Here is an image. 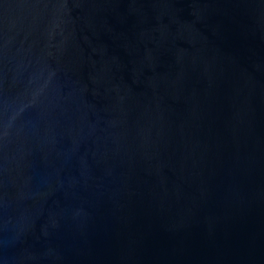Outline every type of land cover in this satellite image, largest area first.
<instances>
[{
	"label": "water",
	"instance_id": "water-1",
	"mask_svg": "<svg viewBox=\"0 0 264 264\" xmlns=\"http://www.w3.org/2000/svg\"><path fill=\"white\" fill-rule=\"evenodd\" d=\"M0 264H264V0H0Z\"/></svg>",
	"mask_w": 264,
	"mask_h": 264
}]
</instances>
